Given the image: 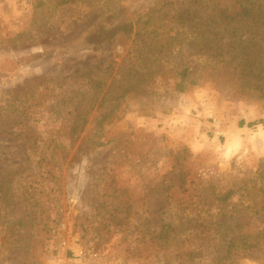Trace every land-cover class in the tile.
<instances>
[{
  "label": "rangeland",
  "instance_id": "obj_1",
  "mask_svg": "<svg viewBox=\"0 0 264 264\" xmlns=\"http://www.w3.org/2000/svg\"><path fill=\"white\" fill-rule=\"evenodd\" d=\"M46 2L0 0V264H264V0Z\"/></svg>",
  "mask_w": 264,
  "mask_h": 264
},
{
  "label": "trees",
  "instance_id": "obj_2",
  "mask_svg": "<svg viewBox=\"0 0 264 264\" xmlns=\"http://www.w3.org/2000/svg\"><path fill=\"white\" fill-rule=\"evenodd\" d=\"M47 1L48 4L63 5L75 0H37V5H42ZM182 76L187 77L189 73L188 67L182 72ZM259 124H264V119H258L254 121L240 122L241 126L247 125L249 127H255ZM238 189L243 188V202H245L246 209L250 210L256 215H264V158L260 161L258 167L252 171L248 177L242 179ZM236 193L235 188H229L226 192L219 195L221 203H225L228 199ZM167 230H171V226L167 225Z\"/></svg>",
  "mask_w": 264,
  "mask_h": 264
},
{
  "label": "built area",
  "instance_id": "obj_3",
  "mask_svg": "<svg viewBox=\"0 0 264 264\" xmlns=\"http://www.w3.org/2000/svg\"><path fill=\"white\" fill-rule=\"evenodd\" d=\"M62 264H88V263L79 253L73 251L69 257L64 259Z\"/></svg>",
  "mask_w": 264,
  "mask_h": 264
}]
</instances>
